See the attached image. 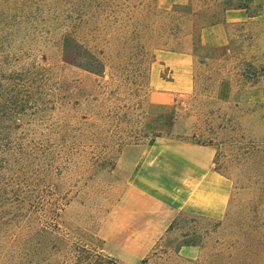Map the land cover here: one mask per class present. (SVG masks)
Here are the masks:
<instances>
[{"label":"rangeland","instance_id":"1","mask_svg":"<svg viewBox=\"0 0 264 264\" xmlns=\"http://www.w3.org/2000/svg\"><path fill=\"white\" fill-rule=\"evenodd\" d=\"M85 1L0 0V264L39 219L121 264H207L229 237L183 247L189 220L264 211V0Z\"/></svg>","mask_w":264,"mask_h":264},{"label":"trees","instance_id":"2","mask_svg":"<svg viewBox=\"0 0 264 264\" xmlns=\"http://www.w3.org/2000/svg\"><path fill=\"white\" fill-rule=\"evenodd\" d=\"M79 1L84 3H79L81 5L78 6V10L85 11V8L90 7V2ZM139 5L141 6L140 3L130 2V7H124V5L115 8L97 7L98 13L93 12V15L98 14L103 17L106 11H111L114 16L115 14L118 15L115 17L116 19H123L124 16L126 19H139V16L143 17L139 11ZM126 8H132L134 11L129 12V15H124ZM120 16L122 17L120 18ZM71 41H73L72 37L65 38L66 49ZM93 59L97 60L96 68L102 70L104 68L103 63L94 56ZM1 136L0 129V138ZM0 147L2 148L0 152L1 169L9 162V158L5 155L7 154L6 145L0 143ZM2 176L5 175L0 174V184L2 182L6 186V182H4L6 179ZM2 191L3 188L0 187V196ZM255 203L257 205L255 204L251 209L252 217L244 216L240 221L228 224V226H225L223 221H217L212 223L210 228L199 230L198 225L201 220H206L202 218L189 220L191 225L182 242L183 247H199L204 244L205 240L214 239L212 236L223 229L225 236H228L229 239L224 237L223 240H216L208 247L209 251L205 259L207 264H264V211L259 210V205L261 206L259 201ZM39 221L42 223L29 222L30 232L26 233L25 237L21 235L18 237V247L14 249L12 264H121L103 252L70 243L60 233L58 226L44 222L42 219ZM178 249L180 250V248ZM178 249L172 251L173 256L178 257ZM148 262L146 260L143 264H148Z\"/></svg>","mask_w":264,"mask_h":264},{"label":"crops","instance_id":"3","mask_svg":"<svg viewBox=\"0 0 264 264\" xmlns=\"http://www.w3.org/2000/svg\"><path fill=\"white\" fill-rule=\"evenodd\" d=\"M223 189L218 190V197L211 203L209 208L203 210L206 214L219 218L224 213Z\"/></svg>","mask_w":264,"mask_h":264}]
</instances>
